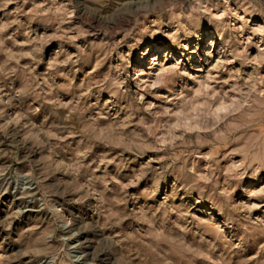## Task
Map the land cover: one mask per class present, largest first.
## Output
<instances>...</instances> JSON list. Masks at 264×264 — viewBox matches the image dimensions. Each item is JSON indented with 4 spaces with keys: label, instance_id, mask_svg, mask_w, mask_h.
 I'll return each mask as SVG.
<instances>
[{
    "label": "clouds",
    "instance_id": "1",
    "mask_svg": "<svg viewBox=\"0 0 264 264\" xmlns=\"http://www.w3.org/2000/svg\"><path fill=\"white\" fill-rule=\"evenodd\" d=\"M0 264H264V0H0Z\"/></svg>",
    "mask_w": 264,
    "mask_h": 264
},
{
    "label": "rangeland",
    "instance_id": "2",
    "mask_svg": "<svg viewBox=\"0 0 264 264\" xmlns=\"http://www.w3.org/2000/svg\"><path fill=\"white\" fill-rule=\"evenodd\" d=\"M157 43H163L162 41H158ZM49 47H51V45H49Z\"/></svg>",
    "mask_w": 264,
    "mask_h": 264
}]
</instances>
